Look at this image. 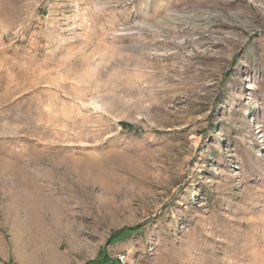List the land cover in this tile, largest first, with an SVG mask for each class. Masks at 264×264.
I'll return each mask as SVG.
<instances>
[{
    "label": "rangeland",
    "instance_id": "obj_1",
    "mask_svg": "<svg viewBox=\"0 0 264 264\" xmlns=\"http://www.w3.org/2000/svg\"><path fill=\"white\" fill-rule=\"evenodd\" d=\"M264 264V0H0V264Z\"/></svg>",
    "mask_w": 264,
    "mask_h": 264
},
{
    "label": "trees",
    "instance_id": "obj_2",
    "mask_svg": "<svg viewBox=\"0 0 264 264\" xmlns=\"http://www.w3.org/2000/svg\"><path fill=\"white\" fill-rule=\"evenodd\" d=\"M108 259H105V260H103V261H91V262H88L87 264H108Z\"/></svg>",
    "mask_w": 264,
    "mask_h": 264
}]
</instances>
